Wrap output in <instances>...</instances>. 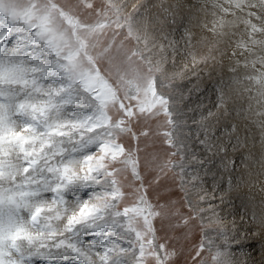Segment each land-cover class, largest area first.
Wrapping results in <instances>:
<instances>
[{"label":"snow or ice","instance_id":"snow-or-ice-1","mask_svg":"<svg viewBox=\"0 0 264 264\" xmlns=\"http://www.w3.org/2000/svg\"><path fill=\"white\" fill-rule=\"evenodd\" d=\"M127 7L0 0V264H171L175 230L199 211L188 121ZM258 30L237 37L241 51ZM156 143L167 147L148 151ZM164 184L184 194L187 214L160 202ZM201 220L196 258L226 264L231 244Z\"/></svg>","mask_w":264,"mask_h":264},{"label":"clouds","instance_id":"clouds-1","mask_svg":"<svg viewBox=\"0 0 264 264\" xmlns=\"http://www.w3.org/2000/svg\"><path fill=\"white\" fill-rule=\"evenodd\" d=\"M118 2L128 5L125 13L135 16L136 27L148 34L146 54L162 68L165 91L188 121L195 153L188 170L199 174L192 197L199 211L191 210L193 219L175 230L171 264H202L207 256H195L203 237L201 213L204 221H216L210 226L218 244L233 248L239 239L232 237L249 228L264 240V0ZM225 4L230 16L224 15ZM251 23L259 26L256 43L241 51L237 37ZM169 186L155 189L165 197L160 202L172 201L170 212L187 214L184 194L175 187L165 191ZM172 220L162 217L165 231ZM226 264L242 261L233 252Z\"/></svg>","mask_w":264,"mask_h":264},{"label":"rangeland","instance_id":"rangeland-1","mask_svg":"<svg viewBox=\"0 0 264 264\" xmlns=\"http://www.w3.org/2000/svg\"><path fill=\"white\" fill-rule=\"evenodd\" d=\"M132 143V147L135 148L136 147V141H131ZM142 147V146H141ZM167 146L166 145H162L160 143H156L155 145L153 146H150L148 151H157V152H162ZM151 173H149V179L151 178ZM163 183V181H162ZM186 211V209H185ZM160 235H164V232L161 231L159 233ZM240 236L241 238L238 240V242H236L235 245L236 247L233 248V251L235 252V250H238L239 253L238 256L240 258V260L242 259L241 258V254H250V257L252 259V264H264V240L260 239L259 237V234L256 232V230L254 228H249L246 232H243L240 233ZM247 236H250L249 238V246L246 248L245 247H238L239 243L242 241L241 239H245L246 240V237ZM86 239H94V237H87ZM41 261V262H40ZM246 261V259H244V262ZM40 262V263H39ZM58 262V263H56ZM68 261H52V262H49V261H45V260H37V264H69V262L67 263ZM74 262H72L73 264Z\"/></svg>","mask_w":264,"mask_h":264},{"label":"bare ground","instance_id":"bare-ground-1","mask_svg":"<svg viewBox=\"0 0 264 264\" xmlns=\"http://www.w3.org/2000/svg\"><path fill=\"white\" fill-rule=\"evenodd\" d=\"M247 230H244V229H241V233L243 234V232H246ZM249 238H250V236H247L246 237V240L247 241H245V239H241L242 241L239 243V245H238V247L240 248V247H245L246 246V248L249 246V243H250V241H249ZM236 246L235 245H233V248H235ZM235 252L236 253H239L238 252V250H235ZM240 255H241V261H242V264H252V259L251 258H249L250 257V254H241L240 253ZM244 259H246V261L244 262ZM41 262V261H40ZM39 262V263H40ZM66 262V261H65ZM56 263H58V262H56ZM68 263V262H67ZM53 264H55V263H53ZM74 264V263H73Z\"/></svg>","mask_w":264,"mask_h":264}]
</instances>
